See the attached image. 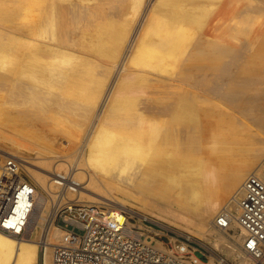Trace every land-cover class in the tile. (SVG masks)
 Instances as JSON below:
<instances>
[{"label": "bare ground", "instance_id": "1", "mask_svg": "<svg viewBox=\"0 0 264 264\" xmlns=\"http://www.w3.org/2000/svg\"><path fill=\"white\" fill-rule=\"evenodd\" d=\"M0 156L52 198L25 237L0 231V264H52L65 199L258 264L236 199L264 171V0H0Z\"/></svg>", "mask_w": 264, "mask_h": 264}, {"label": "built area", "instance_id": "2", "mask_svg": "<svg viewBox=\"0 0 264 264\" xmlns=\"http://www.w3.org/2000/svg\"><path fill=\"white\" fill-rule=\"evenodd\" d=\"M242 189V195L236 199L237 221L245 231L242 250L261 260L264 258V171L262 177L252 173ZM36 201V185L19 161L7 159L0 166V231L25 237ZM110 213L111 208L99 203H60L53 224L58 217L62 218L58 226L64 231L61 242L54 247L52 264H205L211 259V250L187 235L135 217L120 224ZM234 213L223 207L214 221L216 229L232 230ZM157 240L162 242L164 250L157 248Z\"/></svg>", "mask_w": 264, "mask_h": 264}, {"label": "rangeland", "instance_id": "3", "mask_svg": "<svg viewBox=\"0 0 264 264\" xmlns=\"http://www.w3.org/2000/svg\"><path fill=\"white\" fill-rule=\"evenodd\" d=\"M241 5H243V4H241ZM241 5H238V6H236V7H234L233 9L235 10V8H236V10H238V11H235V12H241ZM240 6V7H239ZM239 9H238V8ZM243 7V6H242ZM234 10H231V12L233 11L234 12ZM139 12H144L143 11V9L141 10V11H139ZM243 118H245V117H243ZM244 121H246V118H245V120ZM10 158H12V157H10ZM5 161H7V159H4V158H2V156H0V165H2L1 164V162H3V164H4V162ZM25 173H26V175L31 179V181L36 185V187H37V190L39 191V192H41V193H43V194H45L47 197H48V199H49V201L50 202H52V198L47 194V192L44 190V189H42L40 186H39V184L36 182V180H34V178H32L31 177V175L28 173V171H26L25 170ZM66 200V201H65ZM64 201H59V202H56V204H54V207L52 208V210L51 209H49V211H48V214H47V216H49L52 212H57V207H58V205L60 204V203H67L68 201H67V199H65ZM70 203V202H69ZM72 203H81V204H86V203H84V202H74V201H72L70 204H72ZM95 204V203H94ZM101 205H104V206H107V205H105V204H102V203H100ZM108 207V206H107ZM222 208H220L219 210H221ZM218 212V211H217ZM57 214V213H56ZM218 214V213H217ZM216 214V215H217ZM126 215V217L127 218H129V217H135L136 219H144V218H140V217H138V216H132V215H130V214H125ZM216 215H215V217H216ZM148 221H150L151 223H153V224H155V225H157V227H159V228H163V229H168V228H164V226H162L160 223L158 224V222H156V221H154V219L153 220H151V219H147ZM58 224H62V218H60V217H58L57 219H56V224H54V227H56V226H58ZM43 225H45V224H43ZM60 227V226H59ZM63 229V228H62ZM173 230H175V231H177V232H179V233H182V231H178L177 229H173ZM62 231H64V229L62 230ZM228 233H230V234H234L235 232H234V230H230ZM182 234H187L188 235V233H182ZM238 234V233H237ZM41 235V237H42V228H38L37 229V232L34 234V237H39ZM226 235V234H225ZM226 236H228V235H226ZM41 237H39V238H41ZM225 251V252H224ZM218 250L217 251V253H219V255L227 262V264H237V262L239 261V258H237V257H235V256H229L228 255V252L226 251V250ZM41 256H40V260H39V264H44V260H43V253L41 252V254H40ZM229 256V257H228ZM200 257L202 258V256L200 255ZM235 257V259H233V258ZM220 258V257H219ZM230 258V259H229ZM221 259V258H220ZM43 261V262H42ZM215 263H218L217 261H215ZM264 264V258L263 259H261V261L258 263V264Z\"/></svg>", "mask_w": 264, "mask_h": 264}]
</instances>
